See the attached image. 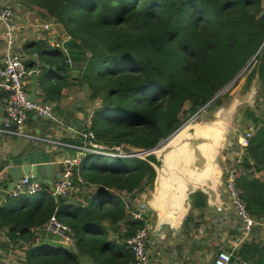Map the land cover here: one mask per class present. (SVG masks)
Wrapping results in <instances>:
<instances>
[{"label": "trees", "instance_id": "16d2710c", "mask_svg": "<svg viewBox=\"0 0 264 264\" xmlns=\"http://www.w3.org/2000/svg\"><path fill=\"white\" fill-rule=\"evenodd\" d=\"M21 2L60 22L71 36L74 63L85 61L84 68L72 67L64 57L56 61V70L70 83L72 69H81L82 82L94 99L101 100L89 126L96 135L92 142L101 150L117 154L122 143L145 149L157 146L235 79L259 50L257 89L264 102V0ZM40 70L50 73L45 65ZM60 83L47 82L45 88ZM221 96L206 109L221 102ZM242 117L252 122L254 135L243 154L238 186L258 219L264 217V114L247 107ZM78 170L82 177L78 202L55 199L45 190L37 200L18 206L14 202L20 197L32 195L8 199L10 207L0 210V225L8 226L9 241L33 243L25 249L24 264H133L126 239L144 223L129 220L118 237L110 235V227L132 215L120 191L135 198L153 188V167L137 157L87 153ZM192 198L194 208L207 207L202 192ZM54 214L73 229L76 251L58 240L35 243L31 228L42 226ZM235 256V264H264V241H245Z\"/></svg>", "mask_w": 264, "mask_h": 264}, {"label": "crops", "instance_id": "0c3cea01", "mask_svg": "<svg viewBox=\"0 0 264 264\" xmlns=\"http://www.w3.org/2000/svg\"><path fill=\"white\" fill-rule=\"evenodd\" d=\"M0 4L8 5L12 7L14 11L13 19L15 24L18 25V46L24 58L25 65L29 64V66H26V87L28 93L31 91V72L36 71V80L38 85L37 100L48 102L57 109L62 108L75 111L74 114L70 116V119H72V125H75L74 127H76V129H72V127H66L64 125H58L56 123H53L52 128H50L51 122L45 118H40V116L36 115L34 112H30L28 115V127L35 133L42 135L48 134L55 138H59V140L62 141L70 142L72 144H80L82 142L80 135H78L75 131L78 129L82 130L89 128L91 124V117L94 111L101 105V100L94 99L92 97V90L81 80L80 74L82 72L79 68H84L85 64L76 65V62L74 64L70 55L71 53L69 52L70 44L68 45L71 40L70 34L67 33L65 27L60 22H57L55 18H45L43 16L45 11L40 10L38 7L28 6L26 3L21 2V0H0ZM46 24H49V27H46ZM1 26L2 25L0 24V67L2 66L3 58L6 52V45L1 34ZM51 52L52 54H50ZM64 57L66 58L65 61L67 64L70 66L73 65L72 67H79L72 69L73 74L70 76V83H68L67 79L64 78L63 73L56 70L58 66L56 61L58 59L63 60ZM29 62H31L32 65ZM43 65L49 69L50 73L40 70V67H43ZM42 79H45L44 86L41 85ZM57 80L61 82L60 85L55 84L57 85L56 87L53 85L52 87L45 88L47 82L52 83ZM7 97L8 91L0 89V128L3 126V118L6 114L5 106L7 103ZM61 119L64 120L65 115H63ZM236 137V132H234L227 141L226 148L231 147L232 149H237ZM32 145L33 143L30 140L0 133V160L9 154L11 156H17L22 153H29L32 151ZM41 147L46 151L45 147ZM56 153L58 154V157L78 156L81 154L76 149H66L63 151L57 150ZM223 156L224 159L221 160V165L224 168L227 165V162L235 157V153L223 151ZM79 165L75 168L74 173L75 186L72 188L73 191L71 189L72 192L69 191L72 194L70 199L73 202H78L81 197L79 183L82 182V177L80 176V171L78 170ZM76 184L79 185L78 188L76 187ZM224 187L225 185L223 186V197L231 207L227 213L218 210V208L214 205L207 204L205 209H197L193 207L185 219L181 221H175L172 219L168 221H160V229L155 233H151L148 241L150 258L154 264H210L206 263L204 260V247L208 246L213 241L218 240V235L239 233L236 227L239 226L240 222L234 213L230 197L226 192V187ZM44 190L49 193V186H47V188H44L43 186V190L35 195L41 196ZM151 191V188H147L143 192L151 193ZM120 193L126 201V204L129 205V209H132L131 213L135 211L137 201L139 199L142 200V193H139L135 198H131L130 193L126 191H120ZM9 207L10 205L4 202L0 207V210L7 209ZM147 207L150 208L148 205ZM129 220L137 221L133 218V215H131L129 219L119 222L116 226L110 227V235L118 237V233L125 231L129 226ZM157 222L158 217L154 212L152 220L153 229H155ZM218 225L219 229L216 228ZM35 228L37 229L38 227ZM258 228L259 227H256L255 229ZM3 229L7 232L5 239L0 240V264H5V259L2 258V250L5 249L7 252H10V246H12L9 238L7 237V229H9L8 226L0 225V230L3 231ZM198 231H201L202 234L198 235ZM34 234H36L37 239L35 243L49 244L55 243V241L58 240L69 248L72 247L74 251L77 250L76 245L71 246L63 239L55 235L53 236V234H39L37 231ZM50 236L55 237V240L47 241L48 238H51ZM5 240H8V242ZM221 241H227L229 243L231 239L226 235L223 236ZM20 242L23 241H19V243ZM234 242L235 239L233 243ZM19 243L15 245H18L20 249H22ZM231 250L232 247L230 250L227 249L226 251ZM17 258L23 259L18 255Z\"/></svg>", "mask_w": 264, "mask_h": 264}, {"label": "water", "instance_id": "95a60500", "mask_svg": "<svg viewBox=\"0 0 264 264\" xmlns=\"http://www.w3.org/2000/svg\"><path fill=\"white\" fill-rule=\"evenodd\" d=\"M259 52L260 50L253 57V66L249 68V64L241 73L242 75L249 69L235 92L236 103L228 109V113L235 115L230 122L226 121V117L221 118L224 109H219L214 119L188 123L173 133L163 145L158 144L149 149L128 143L120 145L119 157H137L145 160L155 171L151 193L143 192L141 195L142 201L158 217L155 229L151 233L160 229V221L185 219L193 208L192 196L197 192L206 195L207 204L214 205L218 210L226 213L230 210L229 203L223 197V186L225 185L221 165V160L224 159L223 149L236 129L233 123L240 113L236 115V108L249 101L258 87L260 61L256 58ZM231 84L233 83L231 82L225 89L219 91L201 109L206 108L221 96ZM37 95L36 71H32L29 98L36 100ZM74 112L71 109L56 108L55 114L58 118L60 117V120L47 119L51 122L50 128L53 123L66 127L75 126L72 125V119H70ZM63 115H65L64 120L61 119ZM31 149L29 153L17 156L9 154L0 160V207L12 197L11 191L24 176L55 190V183L63 171V156L58 157L56 152H47L37 144H33Z\"/></svg>", "mask_w": 264, "mask_h": 264}, {"label": "built area", "instance_id": "2783aa9c", "mask_svg": "<svg viewBox=\"0 0 264 264\" xmlns=\"http://www.w3.org/2000/svg\"><path fill=\"white\" fill-rule=\"evenodd\" d=\"M14 11L8 5L0 4V24L2 25V37L6 45V52L0 67V89L8 91L7 103L5 106L6 114L3 118V126L0 133L10 136L30 140L33 144L41 145L46 148L47 152H56L57 150L76 149L86 155L87 153H96L105 156H117L105 150L99 149L97 143L92 142L95 133L91 129L77 130L80 135L81 143L72 144L70 142L59 140L48 134H39L33 132L27 125V119L30 112L45 119H54L59 121L56 116L55 107L45 101L31 100L26 87L27 70L24 58L18 46V25L15 24ZM49 27V24H46ZM200 109L197 113L190 116L181 126H185L190 122L197 120V117L204 111ZM70 127V126H68ZM180 127V128H181ZM76 129V127H72ZM254 131L249 129L243 134L236 131L238 141L236 143L235 157L225 166L224 183L226 191L230 197L232 207L240 224L237 228L240 236L234 242L231 251H221L213 264H235L237 260L235 253L245 241H251L253 231L256 227H260V222L248 210L246 202L241 196V190L238 186V178L242 172L241 164L243 154L249 144ZM171 137V136H170ZM169 138L163 140L160 144H164ZM83 156H63V171L60 178L55 183V190L49 187V193L55 198L66 197L74 187L75 168L81 163ZM43 184L34 182L30 177L24 176L11 191L12 197H19L25 194L35 195L43 190ZM152 189V188H151ZM154 211L147 207L141 199L137 201L136 209L132 212L133 218L141 220L144 224L133 236L126 239V244L134 256L133 264H153L148 249V241L153 229L151 218ZM37 233H50L61 239L67 244L75 246V237L73 229L61 221L56 214L42 226L36 229ZM254 241V240H252Z\"/></svg>", "mask_w": 264, "mask_h": 264}, {"label": "rangeland", "instance_id": "374dc122", "mask_svg": "<svg viewBox=\"0 0 264 264\" xmlns=\"http://www.w3.org/2000/svg\"><path fill=\"white\" fill-rule=\"evenodd\" d=\"M72 58V57H71ZM73 60V59H72ZM253 58L249 60V62L247 63V65L245 66V68L250 64V67L251 68L254 64V61L252 62ZM74 62V60H73ZM85 61L83 59L79 60L77 62V65H84ZM75 64V63H74ZM244 68V69H245ZM244 69L239 72L235 79L239 78L234 81V79L232 81H230V83L232 82L233 84H231L222 94V99H221V102L219 103H214L212 107H209L208 109L204 110L198 117H197V120L198 121H203V120H208V119H214V115L217 113V111L219 109H224L223 111V114H222V117L221 118H225L226 117V121L227 122H230L233 117L235 115H233L232 113H228V109H231V106L236 103V99H235V92L236 90L238 89V86L239 84L241 83V81L243 80L244 76H245V73L249 70H246L242 75L241 73L244 71ZM241 75V76H240ZM229 83V84H230ZM227 84L224 89L229 85ZM222 90V89H221ZM220 90V91H221ZM258 95H259V90L256 89L252 98L247 101V102H244L243 104L239 105L237 108H236V115L238 114V116L235 117L234 119V123H233V126H235L236 130L234 132H238L239 134H243L245 133L247 130L251 129L254 131V125L252 124L251 121H243V113L246 111V108L248 107V109H252L254 110L255 112H257V114L259 116L263 115L264 114V102L263 100L261 99H258ZM190 104L189 102H187L186 104V108H189ZM190 118V117H189ZM188 118V119H189ZM238 118V119H237ZM186 119V122H187V117H185ZM195 120V121H197ZM237 121V122H236ZM101 122L104 123L105 122V118H101ZM235 122H236V125H235ZM232 125V124H231ZM166 139V138H165ZM164 139H162L163 141ZM25 141V140H24ZM238 141V137H236V142ZM26 143V142H25ZM163 145V144H162ZM223 151H228L230 153H235L236 152V149H232L231 147L230 148H226V146L224 147ZM225 169V167L223 168ZM241 175V174H240ZM240 177V176H239ZM238 182H239V178H238ZM76 183V181H75ZM75 186V184H74ZM76 187L78 188L79 185L76 184ZM150 189V188H149ZM75 190V189H74ZM73 191V189H72ZM71 191V192H72ZM71 192H69V194L64 197V198H70L71 197ZM80 192H82V190H80ZM40 197V195H34V196H27V197H20L17 201H15L14 203H16V206L22 204V202H25V201H28V200H31V201H35L37 200L38 198ZM153 218V216L151 217ZM257 219V218H256ZM141 221V220H140ZM257 221L260 222V227L258 229H254L253 231V236H252V240L254 241H264V217L262 218H258ZM217 229H219V225L216 227ZM227 229V228H226ZM8 230V229H7ZM33 230L34 233H36V228L33 227ZM6 230L3 229V231L0 230V240H4L5 239V235H6ZM198 235L202 234L201 231H198L197 232ZM229 236L230 239H231V243L229 244L227 241H221L223 236ZM3 236V237H2ZM240 236V233H227V234H221V235H218V240H215L213 241L211 244H209L208 246H205L204 247V260L206 261V263H213V261L216 259V257L219 255V253L221 251H224V250H230L231 247L233 248L234 246V239L236 240L237 237ZM8 237V236H7ZM49 240H52L51 238H48L47 241ZM224 240V239H223ZM6 242H8V240H5ZM35 242V240H34ZM227 243V244H225ZM10 244L12 246L11 247V250L10 252H7V250H2V258H4L5 260V264H24L23 259L25 258L24 256V251L26 248H28L30 245H33V243H30V244H25L23 242H20L19 245L22 247V249H20V247L18 245H15L14 243L10 242ZM232 244V246H231ZM227 245V246H226ZM72 250H74L72 247H71ZM223 249V250H222ZM76 251V250H75ZM17 255L22 257L23 259H18L17 258ZM237 258V257H236ZM237 261H238V258H237ZM153 263V262H152ZM154 264V263H153Z\"/></svg>", "mask_w": 264, "mask_h": 264}, {"label": "clouds", "instance_id": "9594fccd", "mask_svg": "<svg viewBox=\"0 0 264 264\" xmlns=\"http://www.w3.org/2000/svg\"><path fill=\"white\" fill-rule=\"evenodd\" d=\"M56 109V108H55ZM88 129H91V128H88ZM92 130V129H91ZM119 153H117V156H118ZM80 156H83L82 153L80 154ZM119 157V156H118ZM45 186V185H44Z\"/></svg>", "mask_w": 264, "mask_h": 264}]
</instances>
